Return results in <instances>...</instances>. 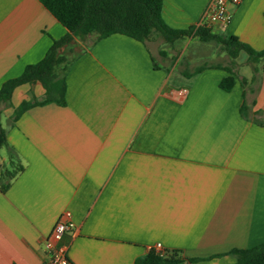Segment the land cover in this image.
<instances>
[{
  "label": "crops",
  "instance_id": "0c3cea01",
  "mask_svg": "<svg viewBox=\"0 0 264 264\" xmlns=\"http://www.w3.org/2000/svg\"><path fill=\"white\" fill-rule=\"evenodd\" d=\"M208 2L162 0L161 17L196 28ZM229 11L211 32L263 50L264 0ZM65 34L39 0H0V88ZM85 39L64 107L33 106L13 122L22 102L43 98L40 83L0 106V264H44L43 241L65 211L72 264H135L157 243L189 264H235L232 250L264 243V117L254 116L264 113V62L251 67L241 53L226 92L229 64L179 70L148 41ZM9 151L22 169L7 181Z\"/></svg>",
  "mask_w": 264,
  "mask_h": 264
},
{
  "label": "trees",
  "instance_id": "16d2710c",
  "mask_svg": "<svg viewBox=\"0 0 264 264\" xmlns=\"http://www.w3.org/2000/svg\"><path fill=\"white\" fill-rule=\"evenodd\" d=\"M39 2L66 29V34L52 41L41 61L28 65L19 77L6 81L0 88V106L10 105L12 92L20 85L40 83L44 89L41 100L24 101L15 109L11 118L13 122L33 106L55 104L64 107L66 105L65 77L83 51L78 53L72 51L73 54L70 57L64 52L72 50L76 39L84 40L88 36L102 39L113 34H120L145 43L155 32L169 44L190 36L198 38L203 43L215 42L230 58L229 66L223 69L231 76L224 78L220 83V88L226 92L233 87V67L241 53L247 56V62L254 68L256 64L264 62V49L256 51L234 36L223 37L212 33L207 26L191 27L185 30L169 27L161 17L162 0H39ZM200 69L197 68L192 73L195 74ZM245 108L243 104L241 113L244 114ZM256 115L264 117V113L259 112L254 116ZM6 136V131L0 125V149L7 146ZM9 155L14 169L5 173L7 181L22 169L21 166L14 164L12 151H9ZM7 184L1 185L2 190L6 189ZM231 254L236 258L235 264H264V243L249 249H234ZM194 261L181 256L178 251H164L163 255L148 251L143 258L137 259L135 264H189Z\"/></svg>",
  "mask_w": 264,
  "mask_h": 264
},
{
  "label": "rangeland",
  "instance_id": "374dc122",
  "mask_svg": "<svg viewBox=\"0 0 264 264\" xmlns=\"http://www.w3.org/2000/svg\"><path fill=\"white\" fill-rule=\"evenodd\" d=\"M90 42L91 39H76L72 50H70V52L65 51L64 53L66 56L70 57L73 53L85 50ZM148 42L154 53L155 51H161L165 56L167 55V62L172 61V63H174L177 61L179 70H183L184 68L192 70L195 66L203 64L227 65L230 62V58L219 44L215 42L203 43L196 37H188L169 44L166 43L158 33L154 32ZM238 60L239 58L235 60L236 67H239L237 64ZM249 66L252 67L251 64H249Z\"/></svg>",
  "mask_w": 264,
  "mask_h": 264
},
{
  "label": "built area",
  "instance_id": "2783aa9c",
  "mask_svg": "<svg viewBox=\"0 0 264 264\" xmlns=\"http://www.w3.org/2000/svg\"><path fill=\"white\" fill-rule=\"evenodd\" d=\"M242 2L243 0H209L198 26L210 28L211 26L218 25L219 28L225 29L232 18L229 7L238 6ZM182 92L184 93L185 90ZM73 230L74 223L71 213L65 211L59 217L50 235L43 241L44 264H72L67 254L68 246L63 243V238ZM149 251L156 255H163L164 253L161 243H157Z\"/></svg>",
  "mask_w": 264,
  "mask_h": 264
}]
</instances>
